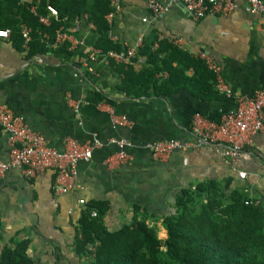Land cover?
I'll use <instances>...</instances> for the list:
<instances>
[{
  "label": "crops",
  "instance_id": "obj_1",
  "mask_svg": "<svg viewBox=\"0 0 264 264\" xmlns=\"http://www.w3.org/2000/svg\"><path fill=\"white\" fill-rule=\"evenodd\" d=\"M149 1L116 0L120 10L108 23V39L114 47L124 51L139 39L145 42L163 36L178 41L177 48L193 57L218 62L225 83L234 93L251 98L262 88L264 19L247 13L244 3L231 14L194 21L179 4L170 5L154 20L147 8ZM153 1L163 6L170 3ZM79 21V30L72 37L81 46L74 51L63 45L43 55L28 56L23 45L17 48L9 38H0V106L22 116L52 147L62 150L65 138L79 143L94 137L103 143L127 139L136 145L169 139L187 141L192 138L197 114L217 122L221 114L232 109L230 101L199 98L185 89L162 97L126 96L118 89L120 82L104 58L89 61L97 35L86 17ZM132 68L138 71L139 66ZM187 76L192 77L193 72ZM111 115L125 117L128 124L114 125ZM8 150L7 136L0 130L1 160L7 159ZM244 150L251 154L233 166L246 174L241 179L232 165L223 164L206 149L176 151L164 161H155L149 152L137 150L132 164L110 167L105 159L115 147L105 145L94 151L90 161L79 164L77 187L63 195L53 192L50 171L25 180L12 169L0 179V247L12 238H28L27 253L35 264H87L74 245L80 211L92 202L105 204L102 217L108 231L128 224L138 207L159 219L158 239L165 240L160 219L171 212L175 196L205 181L230 179V188L240 189L264 210V133L255 135ZM79 200L86 204H79Z\"/></svg>",
  "mask_w": 264,
  "mask_h": 264
},
{
  "label": "trees",
  "instance_id": "obj_2",
  "mask_svg": "<svg viewBox=\"0 0 264 264\" xmlns=\"http://www.w3.org/2000/svg\"><path fill=\"white\" fill-rule=\"evenodd\" d=\"M48 6L56 11L55 17L48 13ZM110 12L108 0H0V29L9 30L12 45L19 48L23 43L20 29L26 27L29 40L22 48L28 56L43 55L48 52L47 43L54 45L56 32L70 29L75 20L86 17L97 35L94 48L100 52L99 58H106L111 51H121L108 39L105 18ZM40 17L47 23L40 22ZM138 57L145 60L138 71L107 60L120 82L118 89L128 97H162L185 89L199 98L229 101L218 95L204 59L168 41L147 39ZM189 71L192 77L187 76ZM230 182L205 181L180 190L171 212L160 219L165 240L158 239L159 219L138 207L135 211L141 212L131 223L108 231L102 217L105 204L89 203L80 211L74 249L87 264H264V210L260 205L245 204L248 196L230 188ZM92 211L96 217L91 216ZM29 244L28 238L10 239L0 247V264H35L27 253ZM87 245L95 247L94 255Z\"/></svg>",
  "mask_w": 264,
  "mask_h": 264
},
{
  "label": "built area",
  "instance_id": "obj_3",
  "mask_svg": "<svg viewBox=\"0 0 264 264\" xmlns=\"http://www.w3.org/2000/svg\"><path fill=\"white\" fill-rule=\"evenodd\" d=\"M111 12L106 16L107 23H110L114 14L119 12L120 7L116 0H108ZM244 3V10L250 14L259 15L264 19V2L262 0H170L168 5H161L153 0L147 4V8L154 20L164 15L170 5L179 4L187 9L194 21H198L207 16H224L231 14ZM48 13L55 17L56 11L48 6ZM43 24L47 23L46 18H39ZM146 22V20H143ZM109 25V24H108ZM80 27V21L75 20L72 29L59 30L56 32L54 45H45V50L58 48L68 45L69 51L78 49L81 44L72 37ZM91 28H93L91 26ZM94 29V28H93ZM29 30L22 26L20 36L22 45L29 40ZM70 33L71 35H69ZM9 30L0 29V38L8 39ZM43 37L48 39L47 35ZM168 41L177 46L178 41L167 40L163 36H157V42ZM155 43L154 48L158 47ZM143 46V41L139 39L134 46L126 48L120 52H109L104 60H112L116 64L140 67L145 60L138 57V51ZM91 63L99 58L100 52L91 49ZM208 69L214 75L216 91L228 99L232 104V109L221 114L219 120L207 121L203 116L197 114L193 118V127L191 128L192 138L187 141L176 139L160 140L148 142L142 145H136L127 139H109L103 143L94 137L91 140L79 143L71 138L63 140V149L58 150L52 147L49 141L40 133L33 131L25 122L22 116L15 114L8 106H0V130L7 136L9 147L7 159H0V179L12 169L18 170L25 180L34 179L50 171L54 176L52 190L56 195L69 193L77 187L78 166L81 162L91 160L94 151L103 148L105 145H113L115 151L108 154L105 164L110 167L132 164L136 158L137 150H144L151 154L155 161H164L176 151H193L206 149L215 153L223 164L231 166L236 172L237 177L243 179L246 174L236 170V165L244 156L251 154L244 148L251 146L255 135L264 133V78L262 88L251 98L238 95L225 83L222 76L221 65L207 58H203ZM108 62V61H107ZM89 73L93 74L90 68ZM75 112L78 106L73 107ZM111 122L114 125H127L125 117H115L111 115ZM206 123V125H204ZM79 204L85 205L86 201L79 200ZM245 204L257 205L254 200H247ZM96 212L92 211L91 216L96 217ZM87 249L94 255L95 247L87 245Z\"/></svg>",
  "mask_w": 264,
  "mask_h": 264
},
{
  "label": "rangeland",
  "instance_id": "obj_4",
  "mask_svg": "<svg viewBox=\"0 0 264 264\" xmlns=\"http://www.w3.org/2000/svg\"><path fill=\"white\" fill-rule=\"evenodd\" d=\"M140 212H141L140 210H138V212L134 211V212H133V215H132V217H131V219H130V221H129V223H131L133 217H134L137 213H140ZM138 218H140V217H138ZM129 223H128V224H129ZM162 254H163V253H162ZM163 256H164V254H163Z\"/></svg>",
  "mask_w": 264,
  "mask_h": 264
}]
</instances>
